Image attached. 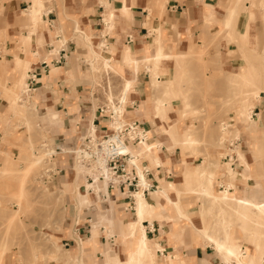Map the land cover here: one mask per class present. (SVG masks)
<instances>
[{"label":"crops","instance_id":"crops-1","mask_svg":"<svg viewBox=\"0 0 264 264\" xmlns=\"http://www.w3.org/2000/svg\"><path fill=\"white\" fill-rule=\"evenodd\" d=\"M33 2L34 0H4L2 3L0 12H3L5 20L1 21L0 32H4L7 52L5 55H0V63L5 61L6 76L10 79L17 78L18 85L21 79L28 80L34 72L39 75L36 88L31 92L32 103L39 119V127L43 125L41 120L44 119L46 126H42L41 129L45 130L47 141L52 143L53 150H56L57 159L62 161L60 164L57 160L60 164L58 178H64L66 170L72 169V161L69 162V157L78 149V142L86 136L91 122L98 133L109 134L113 128L111 113L114 112V107L123 106L125 114L122 123L138 122L149 134L154 133L148 136L147 141L156 146L151 155L140 154L139 146H130L129 149L132 153H136V156L138 155L136 161L141 162L140 166L150 168L151 176H148V179L156 188L146 196L142 191L138 193L142 194L153 207L146 214L143 225L148 240L154 246L152 248L156 264H236L225 260L215 243L207 238V234L220 237L222 242L227 241L225 238L227 234L230 237L229 243L239 247L243 257L250 253L256 257L257 250L252 238L253 236L258 238L260 236L258 232L244 228V234L239 235L223 218L217 222L222 236H218L212 228L205 226L206 211L211 213L217 210L221 215L226 213L224 212L226 208L211 199H205L188 191L184 173L186 170L193 171L194 167L203 163L202 159L192 155H182L181 148L175 146L167 133L162 132V129L168 131L170 126L181 122L176 109L180 105L178 101H173L172 109L163 118L158 114L155 110L157 99L162 96L153 88L151 66L148 67L143 63L144 60L157 56L160 43L166 52L175 56L193 54L195 45L202 46L205 42L215 43L217 35L224 27L228 9L238 2L235 0H54L50 6L46 5V0H42L39 7V11L42 12V15L39 14L41 23L38 22L37 26H34L33 32H37L35 34L31 33ZM45 6L46 8L42 9ZM238 7L246 10L240 12L233 26L234 35H244L248 32L250 44L256 43L257 36L264 39L262 23L264 10L259 7V0L246 1L243 7L241 5ZM26 13L28 18L24 19ZM160 13L164 17L163 24L158 19ZM250 13H253V19ZM153 16L154 19L151 21L150 18ZM43 24H46V27ZM151 29L154 33L156 30L159 32L153 34ZM85 34L90 38L89 42L82 38L81 35L86 36ZM30 36H32L31 41ZM90 43L100 55L98 59L93 58L89 49ZM218 45L225 60L228 59L230 52L236 51L234 47L228 45L225 38L218 40ZM125 55L143 61L139 73L124 65ZM102 58L109 59L116 72L107 73L102 67ZM96 60L102 71L100 74L104 77L101 86L94 83L93 67ZM45 63L48 64L46 71L43 66ZM176 68L173 60L163 61L160 64L159 79L162 81L173 79ZM126 81L132 82V85L128 95L125 96V101L123 91ZM8 85L10 87L12 81H8ZM10 90L12 91L11 88ZM0 100L1 105L10 104L4 92L0 93ZM261 107L260 102L253 111L252 119L256 122L257 129H261L264 125V109ZM106 108L109 110L101 113L100 110ZM0 117H2L0 120H3L1 114ZM186 125L187 121L184 122V127ZM233 126L232 122L230 127ZM178 129L180 133L183 132L180 126ZM1 132L2 129L0 136ZM229 142L230 140L227 143ZM142 155L145 156L143 160ZM238 157L237 155V162H240ZM232 167L238 174L234 182L238 191L236 194L264 204V183L258 179L254 187L252 178L256 177L248 180L243 178V174L246 173L244 165L239 163L237 167L234 165ZM196 178L199 179L200 175L197 174ZM225 180L228 178L226 177ZM171 183L181 196L179 197L176 191H170L168 195L173 203H168L167 199L159 194L169 190ZM197 186L200 187L196 185L195 178L192 179L190 188ZM227 187L226 182L219 185L214 183L212 189L215 193H220ZM104 194L100 208L102 213H106L108 222L114 223V227H100V234L96 239L93 238L94 229L91 223L95 207L93 208L91 203L89 208L84 206L79 209L75 199V204L70 207L67 214L71 229L60 237L62 242H65L64 246H71L73 253L78 252L80 241L85 242L90 239L85 248L87 252L89 249L88 264L91 260L93 264H105L104 252L108 248L118 254L121 262L127 261L131 251L133 239L127 234V226L137 221V198L133 206V202L122 189H108ZM229 195L235 196L233 189L229 191ZM80 212H83L82 215L79 214ZM182 213L190 220L182 217ZM83 215L84 221L83 217L81 218ZM242 235L254 245L244 243L241 248L239 244ZM139 237L138 232L137 238ZM260 253L264 254L263 247ZM260 263L264 264L262 261Z\"/></svg>","mask_w":264,"mask_h":264},{"label":"rangeland","instance_id":"rangeland-1","mask_svg":"<svg viewBox=\"0 0 264 264\" xmlns=\"http://www.w3.org/2000/svg\"><path fill=\"white\" fill-rule=\"evenodd\" d=\"M53 1L46 0V5L51 6ZM235 1L243 7L246 1L251 0ZM3 2L4 0H0V8H2ZM262 4L264 5V1L259 0V7L264 10ZM45 8L46 6L42 9ZM40 14L42 15L41 11ZM3 15L1 11L0 25L1 21L5 20ZM234 17L236 18L232 16V19H234L232 20V26L235 25L239 16ZM27 18L28 14L26 13L24 19ZM153 19L154 16L150 18L151 21ZM158 19L161 24L165 22L162 13L158 14ZM25 23L31 24V22ZM39 23L41 22L39 21ZM262 23L264 25V19ZM31 25L32 33L34 25L33 23ZM224 29L225 21L222 30ZM232 29L231 33L229 32L224 36L227 39L228 45L236 49L235 52L229 53L228 59L225 60L222 57L218 45V40L222 38L219 39L220 36L218 34L215 43L205 42L202 46L195 45L196 49L193 54L181 58L180 61L179 59L173 60L176 67L178 66V78L174 80L173 95L163 97L161 92L158 91L156 93L161 94V98L168 102L166 113L172 109L171 105L173 101H178L177 103L180 107L176 109L178 110L177 113L181 122L175 126H170L171 129L168 128V131L162 129V132L167 133L171 137L177 126H180L181 130L189 128L193 130V133L199 139L197 145L188 147L177 145L175 141L174 143L175 146L181 148L182 155H192L195 158L201 157L202 164H206L210 167V171L215 172L216 179L212 187L214 183L215 185H219L222 182H227L225 180L226 174L223 175L225 172L224 162H226L223 158L226 153L231 151L228 150V140L234 139L241 140L237 145L241 144V146L235 149L240 162L235 163L234 166L237 167L239 163L244 165L246 173L243 174V178L248 180V178L256 177L252 178V184L256 187V180L259 179L261 183H264V125L261 129H257L256 122L253 119L252 123L241 120L239 118V110L245 100H247L246 104L251 113L250 116H252V112L260 102L264 109V39L257 36V44H251V50H240L238 45L229 43L231 40L235 41L238 37L234 35ZM156 32H159V30H156ZM152 33L155 34L153 30ZM81 36L89 42V37ZM4 38V32H0V55H5L7 52ZM4 63L5 61L0 63V70H3L7 75ZM247 65L252 66L255 71L254 80L251 82L252 87L250 83H246L245 81L233 83L229 80V78H232L231 75L233 73L245 72ZM93 72L95 73L94 83L101 86L104 77L100 74L102 71L97 61L94 62ZM8 81H12V85L10 86L12 92L14 94L19 93L18 99L20 97L23 98L22 85H18L17 78L15 77L14 79H10L8 76L0 77V93L4 92V96L8 99V95L11 94ZM158 87L160 90H163L170 86L168 84H160ZM1 103L0 100V114L4 118L0 120V129L3 131L0 136V170L4 169L7 161L12 163V169L14 170L10 171V174L8 172H0V255L3 254L2 264H19L21 262V264H63V260L73 261L71 264H75L77 252H71V246H64L65 242H62L60 237H63L71 229L70 222L67 220V214L70 207L76 201L75 186L80 188L82 194H86V184L93 183L92 179H94L93 175L96 174V171L92 168V165L86 166L81 163L79 164L82 165L80 170V167H77V161L80 160H76L77 157L73 154L69 157V162L72 161V169L66 170L64 178H58V174H60L58 166H60L62 161L60 162L57 158L53 161L50 156H47L45 159L50 163L48 165V162H44V154H41L44 161L31 168L32 173L29 172L30 174L27 175L28 171H30V162L29 160L27 161L28 157H33V154H40L42 150L56 151L53 150L52 143L45 139L46 132L41 128L42 126L45 127L46 124L43 119L41 120L43 125L39 127L36 111L29 112L31 119L32 115L34 116V119L31 120L32 127L29 129L22 118L13 116L11 112V114L8 113L7 110H9L10 104L1 105ZM19 104L22 105L23 102ZM186 121L187 125L184 127V122ZM232 122L234 126L230 127ZM89 131H87L86 135L90 136ZM153 134L151 133L149 136ZM96 136L102 135L97 132L94 133L93 138ZM81 142L82 140L78 142V148ZM45 143L48 146L43 147ZM150 144L152 145L153 143L150 142ZM262 147L263 150H261ZM139 152L140 154L143 153L140 147ZM141 158L143 160L145 156L142 155ZM57 160L60 164L57 163ZM140 163L138 162L137 165L140 166ZM46 164L54 168V172L49 177V180L43 178L44 176L42 175ZM26 168L28 169L26 170ZM199 179L195 178L196 185L204 183L203 181L200 182ZM101 180L103 181L102 178ZM234 182H236V178ZM203 186L205 187L206 183ZM99 189L100 194L96 193L94 189H90L88 192V198L93 208L95 207L91 223L92 229H94L93 238L95 239L100 234V227H114V223L112 221L111 223L108 222L105 217L106 213H102V209L100 208V203L105 197V184L99 182ZM250 190L249 192L253 193ZM85 207L89 208V206ZM16 212L19 213L17 214L18 217L14 222H11V218ZM82 213L80 212L79 214L82 215ZM204 215L205 226L212 228V231L218 234V236H222V233L216 223L223 218L231 229L239 235L244 234V228H248L250 231L258 232L260 237H262V242H264V228H258L251 222H243L235 214L228 212L219 215V212L216 210L211 213L206 211ZM81 218L83 221L85 220L84 215ZM244 243L254 245L251 240L244 239L242 235V240L239 244L241 248H243ZM4 248L6 253L3 251ZM86 252L84 250L83 254L86 255L88 264L89 249ZM58 255H60L59 262H53V259ZM91 261L90 264H93Z\"/></svg>","mask_w":264,"mask_h":264},{"label":"bare ground","instance_id":"bare-ground-1","mask_svg":"<svg viewBox=\"0 0 264 264\" xmlns=\"http://www.w3.org/2000/svg\"><path fill=\"white\" fill-rule=\"evenodd\" d=\"M41 1L42 0H34V2H33L32 23L34 24L35 27L37 26L38 22L40 21L39 7H40ZM238 5H239V3H236L234 6H232L228 9V12H227L228 15H226L227 19L225 20V29L219 33V36H220L219 39H221V38L224 39V36L227 35L231 31V29L233 27L232 26L233 25L232 20H234V19H232V16H233V18H236L234 16H239L241 11L246 10V8H242V9L239 8ZM244 13H246V12H244ZM250 17H251V19H253V13H250ZM111 21H113V20H111ZM43 26L46 27L45 24H43ZM35 33H37V32L34 31L33 34H35ZM86 36L88 37V35H86ZM29 39L31 41L32 36H30ZM89 40H90V38H89ZM229 43H233V44L238 45L240 50H244V51L251 50V48H250L251 44L249 42L248 32H246L244 35H238V37L235 39V41L231 40ZM99 48H101V47H99ZM89 49H90V52H91L94 59H98V57H100V55L95 50L94 45L92 43H90ZM199 56H201V55H199ZM184 57H187V55L186 56H184V55L183 56L171 55L170 53H168L164 50L163 46L160 43L158 46L157 56L155 58L144 60V62L141 61L146 66H148V67L151 66V71L153 74V88L155 89L156 92H158V91L161 92L163 97H170L171 95L174 94L173 86H174V80H176V78H178V76H177L178 66H177V71L175 73V76L173 75L174 76L173 79L171 78L170 80L162 81L158 77L159 71H160V64L163 61H167V60H178L179 59V61H180V59L184 58ZM102 60H103L102 61V67L107 73H109V71L116 72L114 65L110 63L109 59L102 58ZM255 60H257V59H255ZM255 60H253V61H255ZM141 62L138 60L131 59L130 57H126V55H125L124 65H126L132 69H135L137 72L139 70ZM178 64H179V62H178ZM246 64H248V63H246ZM254 73H255V71L252 68V66L247 65L245 72L233 73L231 75L232 78L231 79L229 78V80L233 83L245 81L246 83H250V86H251V82L254 80ZM5 76H6V74L4 73V71L0 70V77H5ZM160 84H168L170 87L163 89V90H160L158 87V85H160ZM19 85H22L21 90L24 93L26 91V88H27V80L21 79L19 81ZM131 85H132V82L126 81L125 86H124V91H123L124 100H125V96H127L129 93ZM9 91L11 92V94L8 95V100L10 101V107H9V110H7L8 113L11 112L13 116L15 115L16 117L22 118L25 121V124L29 127V129H31V127H32L31 126V120L34 119V116L32 115V119H31V117L29 116V112H31V111L35 112V110H36L33 106V103H32L33 97H31V93H28L26 98L20 97L18 99L19 93L14 94L10 89H9ZM242 96H243V94H242ZM18 100H19V103L23 102V104L20 105L18 103ZM127 100H128V98H127ZM164 102H166V101H164V99L158 98L157 99V106L155 109L158 111V114L162 116V118L166 114V108H167V103H168V102H166V103H164ZM246 103H247V100H245L242 103V106L240 107L239 118L245 122L247 121L248 123H252V118L250 116L251 113L249 112V110L247 108L248 106ZM114 112L116 114L115 120H116L117 125H121L123 122L122 116L125 114V108H123V106L122 107H114ZM1 118L2 117H0V119ZM89 133L91 134L90 136L92 138H93L94 133H97L96 127L92 123H91V129H90ZM45 139H46V137H45ZM171 139L173 141H175L177 143V145L188 146V147L189 146H195L199 143V139L195 136V134L193 133V130L191 128H189L187 130H183V132L180 133L178 126L174 129V132L171 134ZM46 146H48V145L45 143L43 145V147H46ZM139 147L143 150V153H147L149 155H151L154 151V148H156V146L151 145L149 142H143ZM238 147L239 146H237L236 148H238ZM257 149H258V147H257ZM261 150H263V147ZM125 151L130 152L132 154L133 161L137 164V161L134 157L136 155L134 153H132L130 149H125ZM255 151H256V149H255ZM75 152L77 153V159L80 160L82 158L81 155L83 154L82 151L77 150ZM41 154H44L43 159L45 160V158L47 156H50V158H52L53 154H55V152L51 151V150H45V151L42 150L40 154L39 153L37 155L33 154V157H28L27 161L29 160V162H30L29 170L31 168L35 167L36 165L40 164L42 161H44V160H42ZM84 155H85V157L89 156L88 153H84ZM23 158H26V157H23ZM79 164H80V161H77V167H80V170H81L82 165H79ZM90 165H92V168L96 171V174H94V175L92 174L93 178H94V183L86 184V194H82L79 191V187L75 186L76 199L78 202V208L79 209L84 207V206L91 205V202L88 198L89 197L88 192L90 189H94V191L96 193L100 194L99 182L105 184L104 192L105 193L108 192L107 181L106 180L102 181L101 177H100V176L104 175V171H105L102 158L100 156H98L97 160L94 162H91ZM224 167H225V172L223 173V175L226 174V177L228 178V180L226 182L228 187L223 188L220 191V193H215L214 190L212 189V184L216 179L215 178L216 175H215L214 171H212V170L210 171V169H209L210 167H208L206 164L205 165L204 164L198 165L193 171H190V170L185 171L184 181L187 184V186L189 187L188 191H190V193H192V194L200 195L205 199H211L214 201V203H219L221 206L226 208V210L224 209V212L226 211V213L230 212L231 214H235L243 222H251L252 224H254L256 226H261L264 228V204L257 203L251 199L246 198L245 196H240V195L236 194L238 191L235 188L234 179L237 176V172H235V170L233 169V167L230 163H224ZM27 169L28 168H26V170ZM138 169L140 172L141 179L143 181L142 183L144 184L146 182V177L143 175L140 166H138ZM10 171H14L12 169V163L10 161H7L4 169L0 170V172L1 173H6V172L9 173ZM29 172H31V170L28 171L27 175L30 174ZM197 174L200 175V179H199L200 182L203 181L204 183L199 184L200 187L197 186V187H191L190 188L189 183L192 179L196 178ZM205 183H206V186L204 187L203 184H205ZM231 189H233L235 192V196H233V197H231L229 195V191ZM170 191H176L178 193V196L179 197L181 196L180 192L176 190L173 183L170 184L169 190H165L163 192H160L159 195L162 197H165L167 199L166 201H168V203H173V201L169 198V195H168ZM135 196L137 198V204H138L137 205V216H138V218H137L136 222H132V223L129 222L130 224L127 226V234H128V236L132 237V239H133L132 244H131V251H130L129 258L127 259L126 262H121L119 260L118 254L116 252H114L112 249H108L104 252L105 264H156L155 253H154V250L152 248L154 246H152V243L148 240L147 235H146V229L143 225V221L146 219V214L149 213L153 209V207L149 205V203L143 197L142 194L137 193ZM179 210L181 211L180 207H179ZM17 214H19V213L16 212L13 215V217L11 218V222H14L16 220V218L18 217ZM181 215H182V217L189 219L183 213ZM217 226L220 227L219 223H217ZM138 232L140 234L139 238H137ZM207 238L212 243H215L216 248L224 255V258L227 262H236V264H261L260 261H262V263H264V257H263L264 254L260 253L261 248L262 247L264 248V242H262V237H260V236L258 238L253 236V238H252V240L255 244V248L257 250V256L256 257L252 253L243 257V253H242L241 249L239 247L234 246L232 243H229L230 237H228L227 234L225 236L227 241H225V242H222L220 240V237H217L213 234H207ZM89 242H90V239L88 241H85V242L84 241L79 242V250L76 253L77 259H76V261H74L75 264H87V260H86L87 258H86V255L83 254V252L85 250V247L89 244ZM54 244H56V242H54ZM156 247H158V246H156ZM3 251H4V253H6L5 248ZM2 255H0V264L3 263V258H2L3 256ZM59 259H60V255L55 257L53 259V262L57 263V262H59ZM169 260H171V259L169 258ZM72 262L73 261L63 260V264H71ZM21 263H19V264H21Z\"/></svg>","mask_w":264,"mask_h":264},{"label":"built area","instance_id":"built-area-1","mask_svg":"<svg viewBox=\"0 0 264 264\" xmlns=\"http://www.w3.org/2000/svg\"><path fill=\"white\" fill-rule=\"evenodd\" d=\"M45 71L48 70V64L44 65ZM37 73H32L28 78L26 91L23 93V98L27 97L28 93L34 92L37 85ZM106 109H101L103 113ZM115 113H111V122L113 125L112 131L109 134H104L99 137L92 138L89 135H86L81 142L78 150L82 151L80 163L86 166H90L91 162L97 160L100 156L104 163V175L100 176L104 181H107L108 189H122L132 201V205H135L136 194L141 192L144 196L149 195L155 190V185L148 179V176H151V170L147 166H141V171L146 177V183H142L140 172L138 166L133 161L132 154L126 152L125 149H129L130 146L137 147L140 146L143 142L148 141L149 133L143 128V126L138 122L133 123H122L117 125L115 120ZM252 118L254 113L252 112ZM240 142L239 139L230 140L229 142V151L226 153L224 160L235 165L237 163V154L235 149ZM56 151V150H55ZM57 153V152H56ZM84 153H88L89 156L85 157ZM77 157V153L74 152ZM137 160L138 155L134 156ZM57 158L56 154H53L52 160L55 161ZM55 159V160H54ZM77 160V158H76ZM45 162H48L45 159ZM50 165V163H47ZM43 171V178L49 180L52 173L54 172L53 166H48ZM59 172V171H58ZM94 183V179H92Z\"/></svg>","mask_w":264,"mask_h":264}]
</instances>
